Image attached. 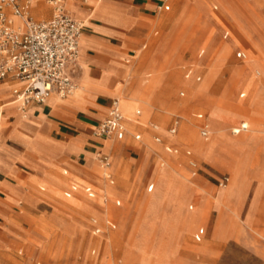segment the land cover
<instances>
[{"label":"rangeland","instance_id":"1","mask_svg":"<svg viewBox=\"0 0 264 264\" xmlns=\"http://www.w3.org/2000/svg\"><path fill=\"white\" fill-rule=\"evenodd\" d=\"M71 1L67 0L69 6ZM39 2L48 6L47 0ZM166 2L170 9L151 11L144 18L142 32L128 29L136 36L125 37L122 56L132 51L142 54L131 59L132 71L124 81L135 85L137 68L144 74L135 88L122 90L120 98L123 114L129 116L138 100L151 91L147 115L142 100L136 106L140 120L155 121L162 140L175 142L178 151L165 150L166 143L155 142L152 132L132 126V132L143 133L141 141L134 140L131 133L121 141L108 140L119 145L113 146L119 151L118 161L112 152L98 149L92 165L79 166L78 172L57 164L46 174L21 164L18 182L28 195L13 200L0 217V264H264V0ZM48 16L50 13L36 18ZM225 29H229L226 38ZM200 48L204 51L198 56ZM238 49L244 50L246 57L238 58ZM146 51L152 53L151 65L147 59L141 62ZM190 62L201 75L198 81L183 76L184 66ZM244 66L247 79L259 87L239 79V68ZM244 107L250 110L247 116L240 115ZM5 108L1 137L8 119ZM197 112L207 116V139L199 134L202 121L195 117ZM176 115L180 126L172 136L167 129ZM241 121L248 122V129L233 135L231 128ZM216 122L221 123L223 137L213 140ZM183 124L189 126L191 137H185ZM127 140L134 143V152L123 147ZM196 142L209 143L205 154L196 150ZM228 144L237 149L236 154ZM186 148L200 162L194 176L184 154ZM98 152L111 155L108 171L115 186L104 180L107 172ZM235 155L244 156L240 194L224 206L209 203L204 207L205 216H199V194L207 190L217 196L238 180L241 161L235 160ZM222 173L229 174V183L218 187L216 178ZM197 177L194 190L190 181ZM73 180L93 185L94 197H87L81 187L66 197L64 192ZM152 180L154 188L147 191ZM194 191L196 196L180 201ZM174 192L176 208L170 213ZM79 193L89 206L76 205ZM143 196L150 201L145 216L134 205L135 199ZM181 205L191 216H180ZM160 210L164 212L158 214ZM202 226L205 233L196 240L194 234Z\"/></svg>","mask_w":264,"mask_h":264},{"label":"crops","instance_id":"2","mask_svg":"<svg viewBox=\"0 0 264 264\" xmlns=\"http://www.w3.org/2000/svg\"><path fill=\"white\" fill-rule=\"evenodd\" d=\"M20 1L26 6L29 14L34 19H48L52 14V7L49 5L48 0V6L44 5V10L39 15H35L32 11V7H34L33 3L42 4L39 0ZM165 5L169 7L165 8ZM67 7L75 17L84 21L78 60L80 67L77 70L80 88L76 94L68 98H60L57 94L51 92L45 102H29L23 108H20V103L15 100L12 92V89L19 86L20 83L12 79H5L0 83V90H2L0 92V100L4 101L0 104V131L3 116L2 108L4 106L6 107L5 112L8 116L4 127L6 130L5 136L1 137L0 134V193L4 195V197L0 195V198H3L0 200V217L7 212V205L12 203L17 197L23 196L27 198L28 193L22 191L18 182L17 168H20L21 164L33 170V172L39 171L46 174H50L48 173L49 170L57 164L69 165L73 171L78 172L80 171L79 166L89 167L92 165L93 154L98 149L112 152L116 158L115 160L118 161L119 151L118 149H113V146L119 147V145L116 142L108 141L109 139H102L95 136L93 131L105 118L115 95L119 97V106L123 113L120 93L126 87L135 88L136 81L140 80L141 74H144L143 70L140 71L137 68L135 71L137 77L135 85L133 83L128 84L124 81V78H129L128 75L132 71L133 64H129L131 59H136L137 56L142 54L139 52L137 55H134L132 51L131 53H127L126 56H122L124 46L127 44L125 37L135 35L131 34L128 29L137 28L142 32L145 28L144 18L147 15H151V11L155 9L169 10L170 4L166 0H88L85 4H78L71 1L70 6L67 3ZM213 9L216 10L217 6H214ZM47 13H50V16L36 18ZM15 22L18 23L19 19L15 18ZM140 36L137 35V37ZM228 36L229 29H225L223 37L226 38ZM142 47H146V44H143ZM203 51L204 49L200 48L198 56L202 55ZM240 52H243L245 55L240 56ZM151 54L150 51L144 52L141 62L143 63L147 59L146 62H148V65H151L153 62V56ZM236 56L238 58H244L246 57V53L244 50L238 49ZM183 76L186 80L194 77L198 81L201 78L200 73L196 72L191 62L184 66ZM81 88L83 89L81 90ZM180 94L183 95L184 90H181ZM244 95L245 93L241 92V96ZM140 100L144 103V115H147L150 99L148 104L143 99H139L138 105ZM138 105H134L132 108L134 110L136 109L134 117L132 116L134 110L129 116L123 114L127 133L123 138L116 139L117 141L123 140L129 133L132 134L134 140L141 141L143 133L137 130L132 132V126H139L146 131L152 132L153 138L156 135L161 137L160 127L155 121L149 120L145 123L140 120L141 112L140 109L136 108ZM195 117L202 121L200 127L204 124L208 125L207 116L203 112L195 113ZM176 120L178 121L176 124L177 132L180 126V120L177 115L171 119L168 129ZM152 124H156L159 128L154 130L151 127ZM234 126L231 128L233 135H238L246 131L249 127L247 121H241ZM168 129L167 132L169 133ZM176 132L169 134L174 136ZM136 134L140 135L139 139L135 138ZM6 136H8L7 139ZM200 136L207 139L209 134L206 137L201 134ZM161 142L166 143L165 150L169 152L173 151L174 153L178 151L175 142H166L162 140V137ZM227 146L230 151L236 154L237 149L232 148L229 144ZM123 147H127V150L130 152H134L135 145L127 140ZM184 154L188 158L187 161L191 175H196L200 170L199 160L190 148H186ZM240 157H236L235 159L241 161L240 176L237 181L221 190L217 196L207 190L203 191V193L205 192L204 194L201 193L198 195L199 206L201 208V215L199 216H205L204 207L209 205V203L215 202L217 206H224L226 202L232 201L240 194V177L244 169V156H242V159ZM191 160L196 163V166L190 164ZM64 173H67V169H64ZM223 175L229 177L228 173L220 174L216 178L218 187H220L218 181ZM103 178L109 185L115 186L112 175L110 178H107L103 174ZM59 181L62 182L61 179ZM154 185L153 180L151 183H147V191H152ZM80 187L84 190L87 197H94L95 191L93 185L90 183L82 184L75 180L70 184L69 190L64 192L65 196L70 197ZM86 187L91 189V194L86 191ZM193 189L197 190V184ZM79 194L75 198L76 205L89 206V202L83 198L85 196L82 193ZM173 195L174 202L169 208L170 213L176 208V192ZM189 195L194 196L195 191L192 193L187 192L185 198L180 199V201H185ZM147 197H135L136 201L134 205L137 207V211L141 216H145L146 211L150 207V201ZM116 203L120 204V200L117 199ZM190 208H192V205H190ZM178 209L180 216H191L190 212L183 210V205L179 206ZM161 212L164 211L160 210L158 214ZM109 225L114 226L115 224L109 220ZM204 233L205 228L202 226L197 229L194 237L196 240H200Z\"/></svg>","mask_w":264,"mask_h":264},{"label":"built area","instance_id":"3","mask_svg":"<svg viewBox=\"0 0 264 264\" xmlns=\"http://www.w3.org/2000/svg\"><path fill=\"white\" fill-rule=\"evenodd\" d=\"M73 1L85 4L88 0ZM48 3L52 7L51 16L37 20L20 0H0V83L5 79L20 83L12 89L20 108L29 102H45L51 92L60 98L68 97L79 87L77 70L84 21L72 14L67 0H48ZM15 18L19 19L18 23ZM124 120L118 99L113 98L105 118L93 133L103 139H121L127 133ZM177 122L168 129L169 133L176 132ZM151 127L159 128L156 124ZM199 131L202 136H208V125L201 126ZM135 138L139 139L140 135L136 134ZM154 139L161 142L158 135ZM98 157L107 172L105 176L110 178V155L98 152ZM190 164L196 166L193 160ZM228 182L229 177L223 175L218 185L225 187ZM85 189L92 193L89 187Z\"/></svg>","mask_w":264,"mask_h":264},{"label":"bare ground","instance_id":"4","mask_svg":"<svg viewBox=\"0 0 264 264\" xmlns=\"http://www.w3.org/2000/svg\"><path fill=\"white\" fill-rule=\"evenodd\" d=\"M34 7H32L33 8V13L35 14V15H39V13L41 14V12L44 10V5L43 4H34L33 5ZM47 6V5H46ZM31 9V8H30ZM256 53V52H255ZM260 61V60H259ZM258 62V61H257ZM260 65H262V64H260ZM200 67V66H199ZM201 68V67H200ZM264 70V69H263ZM257 72H259V70H257ZM247 66H244V67H240L239 68V72H238V75H239V79H241L242 78V80H244L245 81V83L247 84V83H252V85L256 88V87H259L257 84H255V82L253 81V80H248L247 79ZM238 81V80H237ZM236 81V82H237ZM189 83L191 84V82L189 81ZM206 84V83H205ZM205 84H204V86H205ZM79 88H80V85H79V87H78V89L72 94V95H74V94H76V92L79 90ZM153 90V89H152ZM151 92V91H150ZM150 92L149 93H146V95L143 97V101L146 103V104H148V102H149V99H150ZM71 95V96H72ZM200 97V96H199ZM198 97V98H199ZM116 98L118 99V102H119V97H117L116 96ZM196 99V98H195ZM124 101V100H123ZM197 102V101H196ZM123 104V103H122ZM119 105H120V102H119ZM126 109V108H125ZM240 115H245V116H247V114L250 112V110H248L247 108H241L240 110ZM188 120V119H187ZM244 123V122H243ZM235 127V126H234ZM183 128H184V130H185V137H191V130H190V128H189V126L188 125H184L183 124ZM226 128V127H225ZM216 135L213 137V140H218V139H221L222 137H223V133L221 132V131H223V128H222V126H221V123L220 122H216ZM247 136V135H246ZM195 148H196V150L201 154L202 153V155L203 154H205V152L208 150V148H209V143L208 142H205V143H201V142H196L195 143ZM217 154V153H216ZM261 156V155H260ZM219 158V157H218ZM217 158V159H218ZM260 161V160H259ZM220 162H221V160H220ZM234 162V161H233ZM223 164V163H222ZM231 165V164H230ZM233 174V173H232ZM237 174V173H236ZM197 179L198 178H196V179H193V180H191L190 181V184L192 185V186H196V184H197ZM235 182V181H234ZM114 227V226H113Z\"/></svg>","mask_w":264,"mask_h":264}]
</instances>
